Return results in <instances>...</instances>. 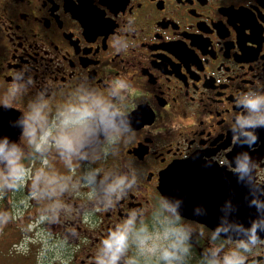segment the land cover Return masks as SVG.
I'll return each instance as SVG.
<instances>
[{
	"label": "flooded vegetation",
	"instance_id": "obj_1",
	"mask_svg": "<svg viewBox=\"0 0 264 264\" xmlns=\"http://www.w3.org/2000/svg\"><path fill=\"white\" fill-rule=\"evenodd\" d=\"M21 69L33 81L12 106L23 113L40 90H47L56 105L82 80L105 91L118 77L131 84L133 132L117 155L77 164L73 180L96 167L134 168L138 187L112 209L97 211L103 204L94 207L90 189L69 183L58 197L66 205L58 217L44 211L43 200H33L38 221L62 220V209H72L70 227L78 235L69 239L74 247L63 251L64 264H94L100 242L130 210L142 208L150 220L164 197L161 174L177 160L196 157L199 162L200 177L189 183L204 191L196 205L207 209L195 218L181 214L195 229L192 256H199L198 263L214 230L203 221H221L218 207L228 199L219 203L216 194L234 188L231 162L238 153L250 152L256 183L264 185V128L256 129L259 141L252 149L242 147L232 131L233 117L241 111L238 98L250 88H264V0H0V106ZM20 141L27 143L22 135ZM53 163L67 174L62 161ZM82 221L89 227L82 228ZM224 243L225 250L235 246L234 240ZM80 254L85 257L78 262ZM250 260L264 264V244Z\"/></svg>",
	"mask_w": 264,
	"mask_h": 264
},
{
	"label": "clouds",
	"instance_id": "obj_2",
	"mask_svg": "<svg viewBox=\"0 0 264 264\" xmlns=\"http://www.w3.org/2000/svg\"><path fill=\"white\" fill-rule=\"evenodd\" d=\"M27 71L21 69L14 75L3 101L5 109L11 108L16 98L26 95L33 85ZM84 81L56 105L51 103L47 90L36 92L26 111L9 122L10 127L21 129L27 143L22 145L8 135L0 136V165L3 166L0 167V199L22 190H27L28 199L38 202L55 197L44 211L58 217L59 209L66 207L58 197L68 191L69 183L77 189L81 185L88 187L96 200L94 207L103 204L97 211L112 209L138 187L134 168L125 171L96 167L82 171L80 178L73 180L77 164H93L117 155L123 139L133 132L128 110L130 82L115 78L105 91L91 84L85 86ZM237 107L241 111L233 117L232 131L242 147L252 149L259 141L256 129L264 128V88H250L238 98ZM55 159L63 162L67 174L59 171L53 163ZM36 161H39L38 167ZM231 163L235 164L232 171L237 183L249 189L245 199L249 208L255 207L257 216L244 227L230 219L237 206L231 199L225 201L220 209L224 213L221 223L208 237L209 247L199 264H258L250 260V254L264 244L260 238L264 232V185L256 183L257 165L250 152L238 153ZM97 176L102 198L94 187ZM182 204L180 199L160 197L150 220L146 219L144 209L130 210L100 242L94 264H190L195 229L182 217ZM194 214H200V209H195ZM40 218L46 220L48 216ZM9 220L7 211L0 213V226ZM225 240H234L235 246L225 250Z\"/></svg>",
	"mask_w": 264,
	"mask_h": 264
},
{
	"label": "water",
	"instance_id": "obj_3",
	"mask_svg": "<svg viewBox=\"0 0 264 264\" xmlns=\"http://www.w3.org/2000/svg\"><path fill=\"white\" fill-rule=\"evenodd\" d=\"M23 114L22 111L11 107L5 109L0 106V136L8 135L14 141H17L21 133V129L10 127L9 122L15 121L17 117ZM135 114L131 113V118ZM196 158V157H195ZM197 159V160H196ZM190 160H179L172 164L166 171L161 175L160 190L164 197L169 199H180L183 201L181 214L194 217V210L199 208L200 212L205 211L204 207H198L202 202L201 194H205L204 191L199 188L196 184L189 183L191 178L198 179L201 172L198 171V158ZM206 167L203 166L202 170ZM214 174L211 172V176ZM187 181V182H186ZM232 183L234 188L229 191H219L217 195L221 197L219 203L222 200L231 199L232 204L237 206V211L232 214V218L244 227L249 226V222L255 219L257 216L255 207L249 208L245 197L248 195L249 189L242 184L237 183V178L232 174ZM250 199V197H249ZM218 207L219 217L223 214ZM209 210V209H208ZM195 218V217H194ZM215 229L221 223V221H203Z\"/></svg>",
	"mask_w": 264,
	"mask_h": 264
},
{
	"label": "rangeland",
	"instance_id": "obj_4",
	"mask_svg": "<svg viewBox=\"0 0 264 264\" xmlns=\"http://www.w3.org/2000/svg\"><path fill=\"white\" fill-rule=\"evenodd\" d=\"M0 85L2 86L3 83L0 82ZM1 100H3V97L0 98V101ZM28 200L29 199L27 198L26 202ZM18 204H26V203L25 201H21ZM62 212L64 215V218H62V220L55 222L37 221L32 223L30 226H26L28 232L26 234L29 235L27 236L26 234L23 235V232L25 230L24 228L20 236L22 237L23 235L22 239H20L21 242L19 240L17 245L16 246L14 245L13 249H15L14 250L15 252H13L12 254L10 252V256L7 257V262L5 261L4 255L7 251H10V248L9 245L6 242H4L5 253L4 255L0 254V264H30L28 258H26L31 253L29 247L27 246L28 243H31L34 246V250H37L39 253V256H37L36 253L34 256L37 259L36 264H39V259H40V264H64V262H62V258H63L62 255L64 254L63 251L65 249L74 247L75 243H73L69 239L72 240L75 239L76 233H74L72 231L73 228L70 227V226H74L75 224L74 221H72L73 219H71L73 215L72 209L66 208L65 211H63L62 209ZM55 219H57V217H55ZM68 219H70L71 222L67 221ZM95 221H99V219ZM80 224L84 229L89 227L88 221H82ZM61 231L65 236V238L63 239L60 237L59 234ZM14 241L16 240H13L12 243ZM84 257H85L84 254H80V256L77 259L78 262ZM197 257L199 258L197 254H193V256L191 257L192 259L190 260V264H198V260H195Z\"/></svg>",
	"mask_w": 264,
	"mask_h": 264
},
{
	"label": "trees",
	"instance_id": "obj_5",
	"mask_svg": "<svg viewBox=\"0 0 264 264\" xmlns=\"http://www.w3.org/2000/svg\"><path fill=\"white\" fill-rule=\"evenodd\" d=\"M21 144L25 145L23 142H21ZM25 163H27V161H25ZM0 167H3V166L0 165ZM25 196H26L25 192L24 190H22L21 192H17V193H9L4 199H0V213L7 211L10 214L9 223H7L6 225L0 226V254L4 255L5 253L4 242H6L10 248V251H7L4 255L6 262H7V257L10 256V252L11 254L15 252L14 251L15 249H13L14 245H17L18 241L22 239L23 235H25V231H24L22 237H20L23 229L27 225V222H28L27 219L30 220V218L32 219L37 218L34 214L28 211V208L25 207V209L22 210L23 205L18 204L20 201H25V203L30 201L28 200L26 202L27 197ZM43 202L47 204L46 206L50 204V201L48 199L43 200ZM18 205H22V206L19 209H15ZM32 205L33 204L31 203V206ZM35 208L37 209V206ZM36 209H33V211ZM21 210H22V214L20 213ZM13 240H16V241L12 243ZM29 250L31 251V253L26 258H28V261L30 262V264H36L37 259L34 256H35V253L37 254V256H39L38 251L34 250V247L32 246L29 248ZM191 259L192 258H190V260Z\"/></svg>",
	"mask_w": 264,
	"mask_h": 264
}]
</instances>
